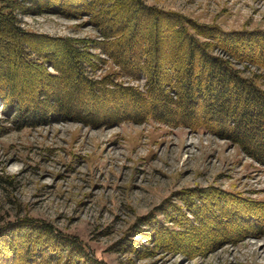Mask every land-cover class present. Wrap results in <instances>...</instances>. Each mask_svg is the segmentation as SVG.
<instances>
[{
  "label": "rangeland",
  "instance_id": "1",
  "mask_svg": "<svg viewBox=\"0 0 264 264\" xmlns=\"http://www.w3.org/2000/svg\"><path fill=\"white\" fill-rule=\"evenodd\" d=\"M140 4L180 15L185 27L198 25L212 31L210 37L197 36L204 40L217 41L222 34L237 37L238 42L228 47L234 57L224 53L227 47L222 42L223 49L214 53L229 59L241 76L264 90L263 65L244 62L239 56L254 55L256 43L247 41V36L264 37V0H140ZM125 14L121 8L112 18L126 19ZM17 15L21 27L32 33L106 40L88 15ZM145 17L140 13L126 19L137 21L132 32H144ZM89 50L97 62L87 71L88 77L112 76L123 85L143 87L144 79L120 74L103 48ZM16 66L14 86L33 105V93L23 87L26 73ZM33 77L39 85L38 75ZM86 93L83 89L76 97L97 109V119H105L113 105L129 112L142 108L125 98L96 103ZM129 117L109 124L57 118L28 126L25 120L12 121L0 102V231L31 217L71 238L96 264H264V165L206 127ZM187 197L204 208L199 224L204 230L198 235L202 241L190 249L157 247L154 234L147 236L157 225L154 220L169 228L164 231L179 234L184 227L167 214L177 206L192 218ZM148 219H154L153 224ZM47 238L46 244L60 249L58 239ZM35 245L31 253L41 255ZM71 251L62 256L70 254L76 264H91L89 258Z\"/></svg>",
  "mask_w": 264,
  "mask_h": 264
},
{
  "label": "trees",
  "instance_id": "2",
  "mask_svg": "<svg viewBox=\"0 0 264 264\" xmlns=\"http://www.w3.org/2000/svg\"><path fill=\"white\" fill-rule=\"evenodd\" d=\"M121 8L125 10L126 19L132 20L140 13L146 15L144 32L131 31L137 21L128 22L122 16L113 20L112 14ZM39 12L69 18L88 15L106 40L51 37L21 27L18 13ZM182 19L173 12L142 5L140 0H0V102L5 112L11 113L12 121L25 120L24 125L28 126L57 118L109 124L131 116L129 118L150 117L170 125L206 127L231 139L248 156L264 165V90L250 78L241 76L229 59L214 53L215 49H223L219 46L222 42L227 47L224 53L234 57L233 50L228 47L239 39L222 34L220 40H204L197 36L210 37L212 31L198 25L187 24L185 27ZM246 40L256 43L254 55H238L242 61L264 68V37L247 36ZM92 47L103 48L119 66L120 74L144 79L143 87L123 85L112 76L88 77L87 71H91L97 62V56L93 58L89 50ZM128 49L134 53L130 54ZM16 64L26 73L23 87L33 93V105L28 104L21 89L14 86ZM46 64L55 72H49ZM33 75L40 78L39 85ZM83 89L87 90L86 97L96 103L125 98L142 108L129 112L113 105L109 109L110 115L97 119L94 115L97 109L76 97ZM198 193L204 195L203 191ZM211 193L205 194L211 197ZM186 205L192 218L177 206L167 214L169 219L184 227L179 234L164 231L169 228L153 219L154 227L155 222L157 225L147 236L154 234L153 242L157 247L190 249L191 245L202 241L198 235L204 230L203 224L199 227L204 208L198 202H191L189 197ZM148 220H151L150 225L153 224L152 219ZM217 224L220 226L219 222ZM47 236L59 240L61 251L46 244ZM33 245L39 248L41 255L31 253ZM67 249L79 258H89L71 238L58 235L51 225L31 217L0 231V264H76L73 260L77 259L70 254L62 256ZM88 261L96 264L90 258Z\"/></svg>",
  "mask_w": 264,
  "mask_h": 264
},
{
  "label": "bare ground",
  "instance_id": "3",
  "mask_svg": "<svg viewBox=\"0 0 264 264\" xmlns=\"http://www.w3.org/2000/svg\"><path fill=\"white\" fill-rule=\"evenodd\" d=\"M208 210H209V209H208ZM235 238H236V237H235ZM251 245H252V244H251ZM260 253H261L260 251H257V256H258V257H259V255H260ZM257 256H256V257H257Z\"/></svg>",
  "mask_w": 264,
  "mask_h": 264
}]
</instances>
